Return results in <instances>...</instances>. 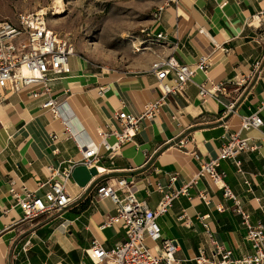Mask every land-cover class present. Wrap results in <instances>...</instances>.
<instances>
[{"label": "crops", "instance_id": "1", "mask_svg": "<svg viewBox=\"0 0 264 264\" xmlns=\"http://www.w3.org/2000/svg\"><path fill=\"white\" fill-rule=\"evenodd\" d=\"M262 12L264 16V0H181L149 26L154 36L164 32L166 38L161 43L149 42L150 55L138 69L97 76L85 73V61L78 58V67L52 86L55 97L68 96L74 115L71 125L81 144L98 142V130L114 123L119 111L141 114L149 101L162 95L151 71L153 62L173 55L194 66L204 56L209 65L196 71L182 94L170 95L154 120L143 122L142 130L123 146L114 164L108 155L102 158L105 173L85 187L72 178L67 184L72 203L32 220L23 218L10 188L25 185L43 196L48 187L40 185L48 178L47 167L66 166L67 160H79L82 154L77 142L64 134L62 121L42 107L44 96L33 98L26 90L14 92L9 87L0 90V264H95L86 254L95 240L109 250L127 239L126 231L117 225L103 227L116 207L108 198H96L97 184L132 177L138 199L155 209L162 193L148 179L168 186L174 174L175 186H188V194L177 198L158 222L165 238L177 239L176 257L183 264H197L203 250L207 259H220L214 241L231 249L234 259L250 255L253 250L242 211L253 224L264 221V125L243 130L241 116L259 113L264 119V78L244 85L235 81L264 55V43H257L264 39V17L251 23ZM166 81L173 82L171 77ZM103 85L109 90L100 95ZM217 85L225 89L200 94L201 88L212 90ZM232 102L236 112L227 109ZM235 132L255 146L238 157L243 175L231 160H223L219 168L240 199L241 210L211 180L197 177L198 156H217L227 136ZM54 133L59 139H52ZM181 140H187L183 147ZM201 194H207L209 202ZM182 215L190 226L179 221Z\"/></svg>", "mask_w": 264, "mask_h": 264}, {"label": "built area", "instance_id": "2", "mask_svg": "<svg viewBox=\"0 0 264 264\" xmlns=\"http://www.w3.org/2000/svg\"><path fill=\"white\" fill-rule=\"evenodd\" d=\"M181 0H157L153 10V22L159 21L165 10L170 6H178ZM263 12L252 17L254 21L261 22ZM140 32L146 39L140 41L138 50L150 48L149 42H159L166 38L164 32L153 35L148 27ZM148 45H147V44ZM257 43L263 45L264 39H258ZM143 46V47H142ZM76 53L75 45L70 38L61 35L52 29L47 23L46 14L20 13L16 21L0 19V90L9 87L14 92L28 91L33 98L44 96L42 107L51 111L64 125V134L73 138L81 150L82 157L79 160L69 159L66 166H48V178L40 187H48L43 196H38L25 185L21 189L15 186L10 192L20 206L23 218L35 219L43 214L55 212L66 208L73 201L67 184L72 180V173L76 166L86 165L89 169L96 167L98 175L105 173L100 162L108 155L110 162L122 154L123 146L134 140L142 130L144 121L154 120L161 107L166 104L170 95L182 94L186 85L193 81L197 70H206L209 61L202 57L194 66L181 63L175 56L162 57L151 65V71L156 75L162 95L156 100L149 101L141 114H133L125 109L115 116V122L100 128V140L81 144L73 131L71 121L73 113L69 110L67 98L60 100L54 96L52 82L60 79L62 75L70 74V57ZM171 77L173 82L166 80ZM264 78V55L252 63L251 70L242 73L235 81L237 85H244L252 80ZM223 85L214 86L212 90L201 88L200 94L206 96L216 91L224 90ZM109 90V86H100L99 94L103 95ZM68 91H66L67 93ZM1 102V100H0ZM229 111L236 112L235 102L227 105ZM264 110V103L262 105ZM264 119L259 113L241 116V128L253 130L261 128ZM58 133L52 134V139H59ZM187 140H181L180 146H184ZM255 149L250 144V139L241 137L238 132L227 136L220 153L214 157L198 156L200 171L197 177H206L211 180L218 189L224 191V195L233 199L240 209V199L225 182V173L220 171L223 160H231L237 166V171L244 174L242 161L238 158L242 152ZM177 175H172L168 186L160 182L154 184L147 182L162 193V199L155 209L149 208L136 195L133 178L126 176L116 177L107 182H100L95 188V196L98 199L108 198L116 207L113 215H107L103 227L117 225L126 231L127 239L107 250L102 243L95 240L86 249V254L95 264H183L176 257L178 241L175 238H165L162 233L158 218L169 212L173 202L182 194H188V186L177 188L175 182ZM247 185H251L244 178ZM201 198L209 202L207 194H201ZM243 221L247 227V240L251 243L253 252L241 258H232V250L219 245L216 241L220 259L209 260L204 251L197 256V264H264V221L253 224L249 214L242 211ZM185 215L179 216V221L185 226L190 222L184 220ZM207 226V224H206ZM212 233V232H211ZM212 237V236H211ZM148 241L153 242L151 246ZM31 243L29 239L24 246L28 250Z\"/></svg>", "mask_w": 264, "mask_h": 264}, {"label": "rangeland", "instance_id": "3", "mask_svg": "<svg viewBox=\"0 0 264 264\" xmlns=\"http://www.w3.org/2000/svg\"><path fill=\"white\" fill-rule=\"evenodd\" d=\"M156 4L157 0H0V19L16 21L25 12L46 14L50 27L75 45L72 70L81 58L85 73L107 76L138 69L150 55L148 49L137 48L146 39L140 30L153 22Z\"/></svg>", "mask_w": 264, "mask_h": 264}, {"label": "water", "instance_id": "4", "mask_svg": "<svg viewBox=\"0 0 264 264\" xmlns=\"http://www.w3.org/2000/svg\"><path fill=\"white\" fill-rule=\"evenodd\" d=\"M98 175L96 167L88 168L86 165H78L74 168L72 177L79 186L85 187L88 185L93 176Z\"/></svg>", "mask_w": 264, "mask_h": 264}, {"label": "bare ground", "instance_id": "5", "mask_svg": "<svg viewBox=\"0 0 264 264\" xmlns=\"http://www.w3.org/2000/svg\"><path fill=\"white\" fill-rule=\"evenodd\" d=\"M39 14H41V13H39ZM76 137H77V135H76Z\"/></svg>", "mask_w": 264, "mask_h": 264}]
</instances>
